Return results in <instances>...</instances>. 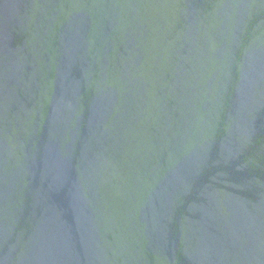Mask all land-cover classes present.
Instances as JSON below:
<instances>
[{"label": "water", "instance_id": "obj_1", "mask_svg": "<svg viewBox=\"0 0 264 264\" xmlns=\"http://www.w3.org/2000/svg\"><path fill=\"white\" fill-rule=\"evenodd\" d=\"M0 264H264V0H0Z\"/></svg>", "mask_w": 264, "mask_h": 264}]
</instances>
